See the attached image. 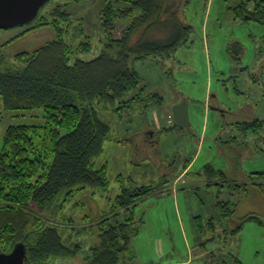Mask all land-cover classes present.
I'll list each match as a JSON object with an SVG mask.
<instances>
[{"label":"rangeland","instance_id":"1","mask_svg":"<svg viewBox=\"0 0 264 264\" xmlns=\"http://www.w3.org/2000/svg\"><path fill=\"white\" fill-rule=\"evenodd\" d=\"M116 1L50 0L34 23L0 29V51L13 59L54 39L57 32L45 26L8 43L29 27L52 21V11L59 6L70 13L62 26L69 28L65 39L75 47V57L92 59L108 39L101 27V10ZM242 1L162 0L164 10L175 13L163 19L161 15L162 20L191 27L187 42L170 56L133 58L131 66L147 91L164 98L172 114L176 104L186 101L190 124L171 128L163 106L157 103L152 109L159 113L162 129L153 136L151 126L143 125L147 114L127 110L119 116L112 107L98 104L101 118L112 130L97 160V166L107 165L109 184L107 189L86 188L77 193L55 217L57 222L74 224L73 229L62 225L68 244L80 246L72 258L74 264H84L96 243L84 227L110 211L124 188L142 186L152 188L151 193L135 207L108 217V222L117 223L134 216L139 232L129 264H264V186L251 182L254 172L264 171V123L251 126L256 121L249 120L242 123L244 128L228 129L229 124L249 117L264 120V23L237 18L233 8ZM129 22L132 19L117 22L109 38L120 37ZM164 28L169 35L171 27ZM161 31L150 32L149 40ZM136 40L135 36L133 43ZM85 41L91 48L80 52L77 46ZM221 110L227 116L221 117ZM204 121L208 126L202 132ZM12 125H28L37 151L51 161L52 128L42 109L5 110L0 98V152ZM210 168L224 174L213 175ZM3 235L1 249L8 251L14 241L11 234Z\"/></svg>","mask_w":264,"mask_h":264},{"label":"trees","instance_id":"2","mask_svg":"<svg viewBox=\"0 0 264 264\" xmlns=\"http://www.w3.org/2000/svg\"><path fill=\"white\" fill-rule=\"evenodd\" d=\"M233 11L243 21L264 23V0H243ZM52 15V21L29 27L8 43L45 26H52L57 32L54 39L33 52L18 53L13 59L0 51V98L4 109H42L52 128L49 163L43 152L37 151L28 125L9 126L0 152V252H9L23 242L27 247L26 264L56 263L77 255L80 246L71 247L62 234V225L73 229L74 224L57 222L55 217L77 193L86 188L107 189L109 184L107 165L97 166V160L112 130L101 118L98 104L110 106L122 116L127 110L145 112L152 103H163L160 94L149 93L141 85L131 60L148 55L170 56L187 42L191 31L180 21L162 20L175 15L164 10L162 0L108 2L101 11V27L108 39L98 56L86 60L75 57V47L65 39L69 28L63 27L62 22L68 23L70 13L57 6ZM128 19L132 22L120 37L109 38L115 24ZM164 27H171L169 35ZM157 28L162 31L149 40L150 32ZM77 48L84 52L91 44L85 41ZM129 92L133 93L127 97ZM209 171L213 175L224 174L212 168ZM252 175L254 185L264 186L260 179L264 171ZM151 191L146 186L124 188L110 211L101 214L93 224L83 226L84 229L80 227L92 232L96 241L84 264L130 263L133 239L139 232L134 216L117 223L108 222V217L118 210L135 207ZM81 229L78 232H83ZM5 232L14 241L8 251L1 249Z\"/></svg>","mask_w":264,"mask_h":264},{"label":"water","instance_id":"3","mask_svg":"<svg viewBox=\"0 0 264 264\" xmlns=\"http://www.w3.org/2000/svg\"><path fill=\"white\" fill-rule=\"evenodd\" d=\"M50 0H0V29L32 24ZM176 124L185 127L190 124L186 101L173 107ZM27 247L17 243L9 252H0V264H26Z\"/></svg>","mask_w":264,"mask_h":264},{"label":"crops","instance_id":"4","mask_svg":"<svg viewBox=\"0 0 264 264\" xmlns=\"http://www.w3.org/2000/svg\"><path fill=\"white\" fill-rule=\"evenodd\" d=\"M126 5H127V3H125ZM125 4L123 3V5L125 6ZM104 8V7H103ZM102 8V9H103ZM102 11V10H101ZM17 37V36H16ZM14 39V38H13ZM141 85L142 86H144L145 87V85H143V83L141 82ZM146 88V87H145ZM149 92V91H148ZM149 93H158V92H149ZM159 94V93H158ZM175 101L178 103V102H180V100H179V97L177 96L176 97V99H175ZM155 104H157V103H155ZM155 104H151V106L149 107V109L148 110H146L145 112H142L143 114H147L146 115V118H145V121H144V123H143V125L144 126H147V127H150L152 130L150 131V132H152L153 133V136L156 134V132H158V130L160 129H162V124H160V120H161V118H160V116H159V113H157V111L155 110V109H152V107H154V105ZM161 106H163V112L164 113H166L167 114V121L170 123V127L171 128H173L174 126L176 127V128H182V127H178L177 126V124H176V120H175V116H174V113L172 114V111H171V108L170 107H168L166 104H165V100H164V98H163V103H161L160 104ZM190 108V107H189ZM151 110H153L152 112H151ZM188 111H189V109H188ZM220 116L221 117H224V116H227V112H225L224 110H221V112H220ZM190 112H189V120H190ZM206 118H207V116H206ZM256 121V124H258L259 122L258 121H260V123H264V120H262V119H260V118H257V117H249V118H247V120H245V121H243V122H241V121H239V122H235L233 125L232 124H229V123H227V124H229V126H228V129H231V128H234V125H236L235 127H237V128H244V126H243V124L242 123H245V122H247V121ZM156 121H157V124H155L156 123ZM207 121V120H206ZM206 121H204L203 122V125H202V132H204L205 131V128L207 129V123H206ZM146 127V128H147ZM155 133V134H154ZM220 138V140H222L221 139V137H219ZM226 141V140H225ZM222 142H224V141H222ZM244 147V146H243ZM246 147V146H245ZM244 150H246V148H243ZM193 161L194 160H192V162H190L188 165H187V167H186V169L184 170V172L183 173H185L188 169H190V167H191V165L193 164ZM219 170H221V169H219ZM66 261H65V263H67V264H74V260L72 259V258H70V259H65Z\"/></svg>","mask_w":264,"mask_h":264},{"label":"flooded vegetation","instance_id":"5","mask_svg":"<svg viewBox=\"0 0 264 264\" xmlns=\"http://www.w3.org/2000/svg\"><path fill=\"white\" fill-rule=\"evenodd\" d=\"M149 133L153 134L152 132H149Z\"/></svg>","mask_w":264,"mask_h":264}]
</instances>
